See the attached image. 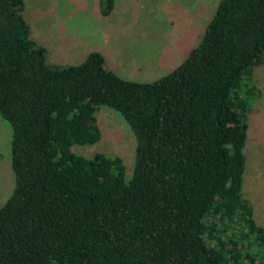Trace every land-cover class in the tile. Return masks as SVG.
<instances>
[{"label": "trees", "instance_id": "trees-1", "mask_svg": "<svg viewBox=\"0 0 264 264\" xmlns=\"http://www.w3.org/2000/svg\"><path fill=\"white\" fill-rule=\"evenodd\" d=\"M108 15L113 0H99ZM22 0H0V119L13 187L0 206V264H264V228L241 196L245 118L260 97L264 0H218L199 43L150 83L92 52L50 66ZM252 77V78H251ZM117 114L134 140L82 156Z\"/></svg>", "mask_w": 264, "mask_h": 264}, {"label": "rangeland", "instance_id": "rangeland-1", "mask_svg": "<svg viewBox=\"0 0 264 264\" xmlns=\"http://www.w3.org/2000/svg\"><path fill=\"white\" fill-rule=\"evenodd\" d=\"M21 15L29 38L45 49L48 59L79 64L96 52L103 65L122 80L150 83L174 69L199 43L218 0H113L108 15L98 0H22ZM72 57H61L62 52ZM57 56H60L56 59ZM63 64V66H69ZM260 97L249 104L245 118L244 171L241 196L255 222L264 228V63L252 73ZM251 77V78H252ZM99 141L73 146L85 157L95 153L117 156L130 174L134 140L124 121L101 107L95 113ZM9 127L0 119V206L13 187L9 164Z\"/></svg>", "mask_w": 264, "mask_h": 264}, {"label": "crops", "instance_id": "crops-1", "mask_svg": "<svg viewBox=\"0 0 264 264\" xmlns=\"http://www.w3.org/2000/svg\"><path fill=\"white\" fill-rule=\"evenodd\" d=\"M99 1V0H98ZM62 56L61 57H63V58H65V57H68V58H71L73 55H72V53H66V52H64L63 50H62V52L60 53ZM60 58V56H57L56 57V59L57 58ZM48 61H49V63H51L52 65H56V66H63V64H69L70 63V61L69 60H66V61H64V62H62V63H59V64H57V63H55L54 61H51L50 59H48ZM70 65V64H69Z\"/></svg>", "mask_w": 264, "mask_h": 264}]
</instances>
